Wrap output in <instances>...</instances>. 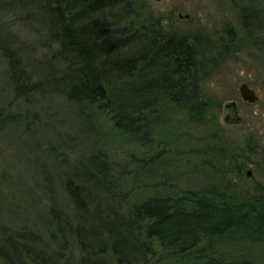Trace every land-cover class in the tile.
Listing matches in <instances>:
<instances>
[{
    "label": "rangeland",
    "instance_id": "1",
    "mask_svg": "<svg viewBox=\"0 0 264 264\" xmlns=\"http://www.w3.org/2000/svg\"><path fill=\"white\" fill-rule=\"evenodd\" d=\"M129 1L137 29L152 26L179 40L192 36L201 52L197 66L190 69L185 61L184 69L195 76V96L208 106L206 124H198L189 108L164 93L166 82L175 84L180 79L174 70L165 71L164 65L132 84L136 90L155 86L153 100L123 96L126 102L146 108L157 147L149 151L131 144L95 105L75 103L64 96L56 82L63 67L60 50L58 45L47 44L44 0H0V226L14 233L25 228L38 234L36 247L48 251L57 264H81L88 254L78 244L75 228L80 220L65 178L72 174L89 178L96 173L94 163L99 159L109 169L101 177L105 183L93 188L92 202L103 208H115L125 196L131 179V174L126 175L128 163L160 151L170 159L167 165L172 177H181L174 181L179 190H184L179 183L191 181L196 190L214 188L236 199L264 195V0ZM230 33L235 41L226 52ZM13 52L27 67L32 82L40 83L35 92L16 93L7 61ZM172 72L173 77L165 81ZM243 83L256 92V103L242 99L239 88ZM230 104H235V113L228 108ZM236 159L244 161L241 174L231 170ZM225 164L230 168L223 169ZM159 166L140 169L134 182L162 180ZM155 191L148 189L144 195ZM90 228L86 234L93 235L96 245L107 241L101 236L96 242L94 228L92 232ZM245 235V241L214 240L216 257L264 264V236ZM155 249L156 256L148 264H158L157 258H165L169 250L158 243ZM102 260L120 264L110 253ZM0 264L9 263L0 258Z\"/></svg>",
    "mask_w": 264,
    "mask_h": 264
},
{
    "label": "trees",
    "instance_id": "2",
    "mask_svg": "<svg viewBox=\"0 0 264 264\" xmlns=\"http://www.w3.org/2000/svg\"><path fill=\"white\" fill-rule=\"evenodd\" d=\"M44 2L42 9L47 15L50 38L47 44L50 47L58 45L63 64L56 82L68 100L98 107L110 117L115 129L131 139V144L137 143L146 151L157 148L151 138L146 108L138 102H126L123 96L139 101L152 99L155 86L146 85L136 90L132 84L152 68L159 69L161 64L165 71L174 70L180 78L175 84L166 82L168 86L165 87L167 91L163 88L164 93L179 102L182 108H189L197 116L198 124H206L208 106L195 96V76L184 69L185 61L190 69L197 66L196 57L199 58L201 52L195 46L194 37L190 35L188 40L174 39L168 43L159 40L166 35H161L152 26L137 29L132 21L135 9L129 0ZM230 36L226 52L231 51L235 41L232 33ZM7 61L16 93L35 92L40 83L32 82L20 56L13 52ZM174 72L167 73L165 81L171 79ZM148 157L128 163L126 175L131 174L130 185L115 208H103L100 204L95 205V200L92 202L93 188L105 183L101 177H106L109 166L104 160L94 163L96 173L89 178H85V174L65 178V188L80 220L75 228L78 244L89 254L82 258L81 264H105L101 258H106L107 253L113 254L120 264H148L149 258L156 256V243L169 249L165 258H157L158 264H244L217 258L213 241L228 237L245 241L244 234L263 237L264 195L251 198L247 194L242 196L243 199H236L214 188L196 190L191 181L179 183L184 186V190H179L175 183L181 177H172L173 174L168 172L170 159L167 153L160 151ZM235 161L230 164L231 170L241 174L244 161ZM152 164L160 165L163 179L150 184L135 183L138 171H145ZM227 167L230 168L225 164L223 169ZM148 189L156 191L146 196L144 192ZM52 216L56 223L58 217ZM88 225L94 228L96 242L101 236L107 241L96 245L93 235L91 238L86 234ZM36 244H39L38 234L25 228L14 233L8 227L0 226V258L5 262L57 264L48 251L38 249Z\"/></svg>",
    "mask_w": 264,
    "mask_h": 264
},
{
    "label": "water",
    "instance_id": "3",
    "mask_svg": "<svg viewBox=\"0 0 264 264\" xmlns=\"http://www.w3.org/2000/svg\"><path fill=\"white\" fill-rule=\"evenodd\" d=\"M242 99L248 103L254 104L258 101V96L254 90H252L246 83H243L239 88ZM228 108L233 109L232 113H235L236 106L235 104L228 105ZM236 122H239V119L235 117Z\"/></svg>",
    "mask_w": 264,
    "mask_h": 264
},
{
    "label": "flooded vegetation",
    "instance_id": "4",
    "mask_svg": "<svg viewBox=\"0 0 264 264\" xmlns=\"http://www.w3.org/2000/svg\"><path fill=\"white\" fill-rule=\"evenodd\" d=\"M158 31L161 32V35H164V33L161 30H158ZM165 32H167V31H165ZM159 40H162L163 42L167 41L168 43H172L174 41V38L165 36V38H162V39H159ZM231 50H232V48H231ZM248 175L251 176V173L248 174Z\"/></svg>",
    "mask_w": 264,
    "mask_h": 264
}]
</instances>
